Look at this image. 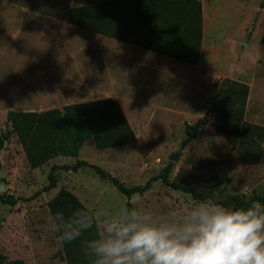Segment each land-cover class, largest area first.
Returning a JSON list of instances; mask_svg holds the SVG:
<instances>
[{"label": "rangeland", "instance_id": "374dc122", "mask_svg": "<svg viewBox=\"0 0 264 264\" xmlns=\"http://www.w3.org/2000/svg\"><path fill=\"white\" fill-rule=\"evenodd\" d=\"M98 1L0 0V193L30 198L48 183L52 165L79 159L111 172L128 187L145 184L172 162L171 178L202 193L223 200L263 193L264 161H245L212 125L203 126L185 148L181 143L186 123L208 112L216 83L225 78L249 85L245 120L264 127V0H202L204 38L197 65L63 19L70 8ZM108 97L119 101L135 143L100 150L89 139L78 157L60 155L32 168L18 136L4 138L10 110L40 112ZM174 153L177 161L170 159ZM57 176V187L34 199L16 205L0 200V251L8 261L66 264L48 208L61 188L90 209L110 210L128 202L90 166L60 169ZM188 199L196 200L157 181L131 202L164 211Z\"/></svg>", "mask_w": 264, "mask_h": 264}, {"label": "trees", "instance_id": "16d2710c", "mask_svg": "<svg viewBox=\"0 0 264 264\" xmlns=\"http://www.w3.org/2000/svg\"><path fill=\"white\" fill-rule=\"evenodd\" d=\"M63 19L70 24L132 43L182 63L197 65L201 59L204 38L202 0H100L70 8L63 15ZM216 87L217 91L208 112L196 123H186V136L181 147L185 148L191 144L203 126L212 125L233 147H236L245 161L250 163L264 161V127L245 120L249 85L225 78L217 82ZM7 123L10 129L4 138L9 139L13 134L18 136L32 168L41 167L60 155L78 157L89 139H93L95 146L100 150L137 141L134 129L119 101L114 97L67 104L62 108L40 112L10 110L7 114ZM3 141H0V152ZM84 166L92 167L101 178L110 180L128 197V206H133L131 197L134 194H144L157 181L172 189L188 193L196 200L210 199L229 207L244 206L250 200L264 201V192L249 198L232 195L225 200L214 194L202 193L188 184L171 178L174 166L172 162L145 184L128 187L111 172L80 159L73 165H52L48 183L30 198L0 193V200L5 204L16 205L19 200L34 199L43 192L57 187L58 170L78 171ZM81 206L87 207L66 188H61L48 202L53 218L57 212L67 215ZM60 257L66 264H87L79 241L62 242ZM7 262L26 264L23 259L8 261V257L0 251V264Z\"/></svg>", "mask_w": 264, "mask_h": 264}, {"label": "clouds", "instance_id": "9594fccd", "mask_svg": "<svg viewBox=\"0 0 264 264\" xmlns=\"http://www.w3.org/2000/svg\"><path fill=\"white\" fill-rule=\"evenodd\" d=\"M63 243L79 241L87 264H264V201L229 207L188 199L158 211L120 204L57 212Z\"/></svg>", "mask_w": 264, "mask_h": 264}, {"label": "water", "instance_id": "95a60500", "mask_svg": "<svg viewBox=\"0 0 264 264\" xmlns=\"http://www.w3.org/2000/svg\"><path fill=\"white\" fill-rule=\"evenodd\" d=\"M171 161H177L179 159V155L177 153H174L170 156ZM0 176H2V172L0 170ZM4 188V186H2Z\"/></svg>", "mask_w": 264, "mask_h": 264}]
</instances>
